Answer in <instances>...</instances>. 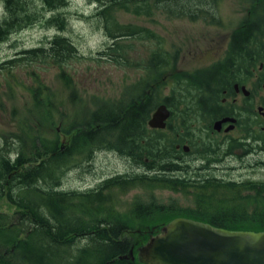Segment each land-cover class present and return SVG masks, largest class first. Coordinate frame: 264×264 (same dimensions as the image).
<instances>
[{"label":"trees","instance_id":"trees-1","mask_svg":"<svg viewBox=\"0 0 264 264\" xmlns=\"http://www.w3.org/2000/svg\"><path fill=\"white\" fill-rule=\"evenodd\" d=\"M56 1L59 2L46 8L57 13L50 19L55 22L60 20L61 4V0ZM98 1L95 16L112 41L109 52L99 55L114 61H118L117 52L121 48L118 38L154 36L141 26L120 24L116 11L149 15L151 7L158 5L171 17L196 16L191 12L194 0ZM39 12L26 0H4L0 42L18 27L37 20ZM260 33V24H242L234 32L231 44L237 35L249 37V42H262L264 33ZM154 54L150 58L149 84L139 83L129 99L102 101L88 119L74 122L64 130L73 134L63 143L57 136L41 140L39 145L34 143L32 157L27 159L39 158L38 165L17 166L25 162L21 152L16 153L12 162L0 155V196L15 208L11 213L0 212V264H146L137 258L138 247L179 216L231 230H264V181L236 180L214 171L231 150L222 153L216 149L217 144L192 141L193 155L190 153L192 156L188 157L195 156L199 159L197 163L176 149L175 143L181 139L170 140L161 129L148 126L157 104L156 87L164 81L163 71L171 69L166 57L157 60ZM25 55V60L50 59L58 66L64 87L73 90L65 64L77 56V49L66 36L57 35L47 47L29 49ZM179 75L173 78V93L181 81L188 80ZM40 90L42 94L41 86ZM41 97V116L48 120L52 110L50 96ZM179 120L173 127L174 133L191 124L187 119ZM102 148L117 152L128 161V168L109 175L91 189L62 188L61 177L70 162L89 159L95 150ZM237 157L242 159L239 154ZM17 168L19 173L12 175ZM9 175L12 176L5 182ZM135 188L152 192V200L145 203L135 198L128 213L122 212L119 196ZM156 189L180 193L189 202L186 205L176 201L156 202L153 197ZM130 249L134 260L118 258L128 255Z\"/></svg>","mask_w":264,"mask_h":264},{"label":"rangeland","instance_id":"rangeland-1","mask_svg":"<svg viewBox=\"0 0 264 264\" xmlns=\"http://www.w3.org/2000/svg\"><path fill=\"white\" fill-rule=\"evenodd\" d=\"M26 1L40 11V17L13 30L0 42V155L3 157L9 153L15 158L17 152L24 154V158L32 157L34 143L39 145L41 140L56 136L63 143L73 134L64 130L72 127L74 122L88 119L91 111L102 101L129 99L139 83L149 84L150 58L154 53L157 60L166 57L171 65V69L163 71L164 81L156 87V106L166 96L171 101L175 100L172 104L175 115L168 120L167 128L161 130L164 137L171 140L177 136L173 127L179 119H184L177 99L187 100L185 93L189 86L191 95L194 94L192 84L196 82L197 71L208 68L225 55L231 37L242 24H260V34L264 33V0H194L191 12L196 14L195 17H171L158 5L151 7L149 15L118 10L115 16L120 24L141 26L154 36L118 38L121 48L117 52L118 61H114L99 55L100 52H109L112 41L95 16L98 0H61L58 5L60 20L57 22L50 20L57 13L47 10L49 6L43 0ZM50 2L55 5L59 1ZM3 14L4 0H0V18ZM57 35L66 36L77 49V56L65 64L73 90L64 87L58 66L50 59L25 60V51L47 47ZM260 44L264 47V37L254 47ZM175 74L185 75L188 80L181 81L173 93L170 80ZM40 86L43 97L49 95L52 104L48 120L43 114L41 116ZM185 119L189 124L193 123L191 115ZM36 159L39 163L37 157L28 161ZM190 159L199 163L195 156ZM262 162L264 155L244 159L227 155L214 171L236 180L264 181ZM126 168L128 161L117 152L97 149L89 159L77 163L71 161L63 171L61 185L66 190L91 189L104 178L122 173ZM19 171L17 169L16 173ZM151 193L135 188L120 195V210L128 213L135 198L147 203L152 200ZM153 197L154 201L164 204L176 201L179 205H186L189 202L180 193L168 189L154 190ZM14 210V206L0 196V212L11 213ZM155 221L161 222L159 219Z\"/></svg>","mask_w":264,"mask_h":264},{"label":"flooded vegetation","instance_id":"flooded-vegetation-1","mask_svg":"<svg viewBox=\"0 0 264 264\" xmlns=\"http://www.w3.org/2000/svg\"><path fill=\"white\" fill-rule=\"evenodd\" d=\"M43 2L49 7L53 5L46 0ZM246 37L237 35L234 44H231V37L225 55L209 64L208 68L197 71L196 82L192 84L194 94L188 91L185 93L187 100L182 97L177 99L182 117L185 119L191 115L193 121L191 126L176 133V138L182 140L175 144L176 149H181L182 144L189 146L188 151L183 150L186 156L192 152V141L217 144V150L222 153L231 150V154L227 155L237 157L239 154L242 159L264 155V47L262 44L254 47L255 42H249V37ZM170 81L173 82V76ZM171 100L166 96L159 103L166 104L170 110L165 128L168 120L175 115L172 107L175 100ZM12 155L1 156L12 162L16 158ZM22 160L25 162L17 166L38 165V159L27 161L22 156Z\"/></svg>","mask_w":264,"mask_h":264},{"label":"water","instance_id":"water-1","mask_svg":"<svg viewBox=\"0 0 264 264\" xmlns=\"http://www.w3.org/2000/svg\"><path fill=\"white\" fill-rule=\"evenodd\" d=\"M169 116L166 104H159L148 125L164 128ZM182 149L188 151L189 146ZM128 257L135 259L133 249L118 256ZM137 258L146 264H264V230H231L179 216L139 246Z\"/></svg>","mask_w":264,"mask_h":264}]
</instances>
